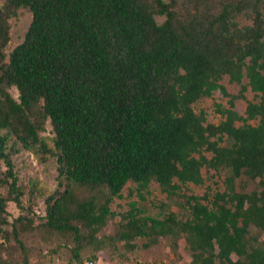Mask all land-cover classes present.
I'll return each mask as SVG.
<instances>
[{
	"label": "trees",
	"instance_id": "obj_1",
	"mask_svg": "<svg viewBox=\"0 0 264 264\" xmlns=\"http://www.w3.org/2000/svg\"><path fill=\"white\" fill-rule=\"evenodd\" d=\"M3 2L0 190L8 197L0 195V234L7 202L23 209L12 159L18 142L55 160L58 188L45 200V223L77 234V219L91 239L129 182L141 199L151 182L174 196L182 185H203V168L226 170L224 192L184 195V221L174 212L141 217L131 203L114 238L130 245L142 237L149 245L169 237L175 252L183 244L189 264H264V243L249 238L251 226L264 233V0ZM19 9L32 20L6 56L8 21ZM224 76L240 85L238 94L220 83ZM247 90L258 101L247 100ZM216 91L228 100L214 104L220 120L211 123L196 104ZM238 99L246 101L243 114L234 109ZM45 121L51 147L40 137ZM239 178L259 179L261 190L236 191ZM76 187L93 193L78 202ZM18 264H28L26 257Z\"/></svg>",
	"mask_w": 264,
	"mask_h": 264
},
{
	"label": "rangeland",
	"instance_id": "obj_2",
	"mask_svg": "<svg viewBox=\"0 0 264 264\" xmlns=\"http://www.w3.org/2000/svg\"><path fill=\"white\" fill-rule=\"evenodd\" d=\"M0 0V9L3 6ZM184 2L179 3L182 6ZM32 15L28 9H19L9 19V41L4 49L6 56L20 43L31 23ZM158 24L164 21V17L155 16ZM240 25L249 24L243 18L238 17ZM220 83L225 86L228 93L236 95L240 91V85L229 83L228 77L224 76ZM246 83V80H243ZM11 96L18 100V92L12 87L8 90ZM249 101H258V98L250 91L244 93ZM228 98L223 97L220 92L213 93L211 98H204L196 104L198 109H203L207 114V120L211 123H218L220 117L215 114L214 104L227 106ZM246 108V101L238 99L235 101V110L243 114ZM37 106L33 113L39 112ZM40 137L51 147L53 132L48 121L44 123V130ZM10 138L9 144L14 142ZM14 149L17 152L12 154L14 170L22 187V205L19 210L16 205L9 201L6 204L7 223L2 227L0 234V264H18L26 257L28 264H80L87 261L90 255L96 253L97 264H189L188 252L184 250L183 244L176 250L171 249L169 237L160 238L156 243H147L142 237H137L130 245L119 242L114 237L121 230L126 222L123 215L130 210V204H136L141 217L163 218L169 212H174L177 219L184 221L188 218V210L184 195L202 196L205 193L211 197L216 192H224L226 170L215 171L210 168H203V185L185 184L174 196L163 193L157 183L151 182L148 193L143 192L144 199L139 198L136 192V185L128 183L120 198H115L110 203V210L113 215L109 217L106 224L94 235V239L88 236V231L81 228V223L71 220L78 233L73 231L57 230L48 226L43 220L46 216L45 200L58 188L55 160L41 149L28 151L23 149L20 143H16ZM208 157L211 154H207ZM4 165L0 162V178L4 176ZM259 179L249 181L246 178H239L235 182V189L239 192L251 193L260 191ZM75 196L78 202L86 199L93 193L81 187L75 188ZM0 195L8 197L7 189L2 188ZM138 215V216H139ZM15 219L17 221L14 223ZM82 229V232H81ZM249 238L254 246H262L264 233L254 226L249 229ZM133 245V247L131 246ZM93 261V260H92Z\"/></svg>",
	"mask_w": 264,
	"mask_h": 264
},
{
	"label": "built area",
	"instance_id": "obj_3",
	"mask_svg": "<svg viewBox=\"0 0 264 264\" xmlns=\"http://www.w3.org/2000/svg\"><path fill=\"white\" fill-rule=\"evenodd\" d=\"M84 264H97V263H95L93 261H85Z\"/></svg>",
	"mask_w": 264,
	"mask_h": 264
}]
</instances>
